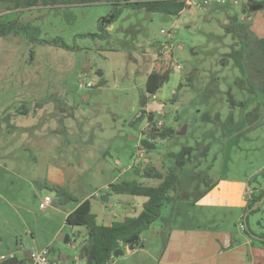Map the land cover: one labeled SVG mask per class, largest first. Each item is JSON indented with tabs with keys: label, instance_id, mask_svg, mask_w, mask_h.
I'll return each instance as SVG.
<instances>
[{
	"label": "rangeland",
	"instance_id": "1",
	"mask_svg": "<svg viewBox=\"0 0 264 264\" xmlns=\"http://www.w3.org/2000/svg\"><path fill=\"white\" fill-rule=\"evenodd\" d=\"M33 1H36L33 7L16 8L19 0H0V14H3L0 18L32 23L40 31L37 39H62L73 50L21 39L9 77L2 85L0 122L12 118L14 125L21 127L20 135H30L36 128L50 139L39 146L40 150L31 147L25 150L24 141L19 138L14 143L19 160H2L11 166L15 163L23 177L36 182L46 178L49 163L63 167L67 190L80 199L92 194L106 195L109 185L133 180L137 167L144 169L149 164L158 169L176 167L179 188L174 194L175 201L163 210L162 217L171 216L178 209L181 215L190 213L205 218L218 215L224 217L223 227L233 226L228 212H201L197 202L207 187L215 189L222 179L240 180L260 194L264 191V96L251 94L237 85L242 77L234 58L238 46L234 36L225 30L231 17L244 16L243 8L248 0H240L242 7L231 2L226 5L215 2L210 9L186 10L179 17L125 8L109 28L108 40L86 35L99 33L101 18L109 16L121 0H93L86 4L77 0L67 4L61 0ZM175 24L178 26L173 40L176 63L170 69L168 82L158 91V101L152 103L148 99L147 105L155 110V121L173 129L175 136L152 139L147 136L148 114L138 120L142 114L140 99L148 97L146 82L155 57V53H150L151 45L168 42L169 38L161 31H169ZM177 64L180 70L175 69ZM85 76L93 88H79V81ZM158 109L163 110L162 115L157 113ZM252 112H258L260 120L249 122L245 114ZM4 127L9 128L7 124ZM22 127L27 129L24 134L20 133ZM185 127L186 134L178 136ZM143 139L154 148H143L140 144ZM11 146L5 144L4 150ZM1 176L8 188L10 174L2 172ZM139 181L148 186L159 183L143 178ZM16 182L20 184L21 194L26 193L20 202L24 201L39 214V222L34 223L53 228L55 221L47 223L41 219L40 200L33 193L27 195L25 189L29 186L25 188L22 179ZM37 189L53 202L59 201L54 192ZM91 199L115 212L122 209L121 199L137 204L139 211L145 201L128 195H112L111 201L104 204L98 196ZM248 210L246 204L239 225L246 226L244 216ZM128 213L136 214L132 209ZM162 219L154 226L158 228ZM247 226L246 232L264 235V204L249 214ZM26 231L17 213L8 204L0 203L3 260L24 258V248L32 242ZM64 231L72 237V243L57 242L50 252L51 261L84 264L80 259L82 239L76 238L84 229L67 226ZM41 237L39 243L44 245L47 236ZM144 237L147 238L146 234ZM159 243L156 240L151 247L156 249ZM142 251L139 248L131 255L125 252L112 264H153ZM62 256L68 259L63 261Z\"/></svg>",
	"mask_w": 264,
	"mask_h": 264
},
{
	"label": "crops",
	"instance_id": "2",
	"mask_svg": "<svg viewBox=\"0 0 264 264\" xmlns=\"http://www.w3.org/2000/svg\"><path fill=\"white\" fill-rule=\"evenodd\" d=\"M262 2L263 0L260 2L248 0L244 7L249 9L251 6L262 5ZM239 7H242L241 2ZM241 19L243 21H250L251 31L259 38H264L263 5L258 11H253V14L244 15ZM22 40L20 37L15 36L0 38V94L3 90L2 85L9 77L12 63L16 55V49L19 47ZM156 45L157 43L151 45L150 53L156 52ZM2 109L3 103L0 100V119L3 118L1 117ZM13 122L14 119L12 118L5 120L3 123L0 122V203L8 204L12 211L17 213L22 224L27 227L26 233L30 235L32 242L30 247L24 248V253L32 251L33 249L37 252H40V250L37 249H49L51 252L54 246H56V243L61 242L59 237H61L62 234L65 235L66 232L64 229L68 226L66 224V219L77 208L78 204L71 203V207L68 205L63 206L59 201L56 200L53 202L48 195L38 192V187L45 189L43 188L44 184L68 189L65 182V168L49 163L45 174L46 178H42L44 180L39 179L38 182H36V179L32 180L31 178L23 177V173L14 167L15 163L11 166L10 164L7 165V162L5 163V161L2 160L6 158H11L13 159L12 161H14V158H16L17 161L19 160L18 149L14 146V143L19 140V138L20 141H24L22 147L25 150H28L30 147L40 150L39 146L45 144L50 139L49 135H42L41 132H37L39 129L36 128H34L33 133L26 135L24 133L27 132V129L22 127L23 132L20 133L24 135H20L18 131L21 130V127L18 125L15 126ZM5 124L9 126L8 129H5ZM5 144H11L12 146L9 150H4ZM14 152L16 154H14ZM2 172L3 174L6 172L11 176L8 182V188H6L5 183H3L4 178L1 176ZM17 179H22L25 188L29 186L30 189H25L27 195L33 193L37 200H40L39 209L41 211V219L47 223L55 221L53 228L49 226L48 228L44 226L39 227L34 223L35 221L39 222V218L37 219L39 214L33 211L32 208L27 207L24 201L20 202V198L22 195H26V193L24 192L21 194L22 189H20V184H17ZM5 189L8 190L5 191ZM247 189H249L248 185L240 180L222 179L215 189H213V187H207L203 196L197 202L199 203L198 206L202 208L201 212L209 210H211V212H228L231 216L230 221L233 226L226 225L223 227L221 222L224 217L218 215L207 218L196 216L195 214L191 215L190 213L181 215L177 213V209L171 216H161V218H163V221H161L162 224L158 228L153 225L151 229L145 233L147 238L144 237V234L142 235V244L139 248L143 249L142 252L146 255V258L152 260L153 264H264V247L256 244L252 238L245 235L244 232L240 230L239 223L241 222L240 219L243 208L246 204L249 205V203H251V201L247 202L245 200ZM94 196H98V200H101V194L100 197L98 194H92L91 197ZM91 197L87 196L86 198L78 199L81 201H91L92 211L97 216L99 224L109 226L113 222L122 221L126 216L131 215V213H128L130 209L134 210L136 214L139 212L137 204H131L130 201L125 199L120 200L122 209L119 210V212H115L113 209L109 210V207L99 206L98 202L92 200ZM45 198H50L52 200V205L43 210L40 208V205ZM110 201L111 196H109V202ZM57 203H59V206ZM102 203L104 204L105 202L102 201ZM94 208H96V211H94ZM72 228L73 227H71V229ZM80 233L83 243L85 232ZM41 235L47 236L44 245L39 243L38 238L41 237ZM71 239L72 237L70 236V240ZM156 240H159L160 243L158 248L153 249L151 244ZM139 248L135 250L126 248L124 253L126 252L127 255H131L139 250ZM149 252L152 253L149 254ZM67 259L66 256L61 257L63 261ZM83 262L85 264V261ZM113 262L114 261H112V263Z\"/></svg>",
	"mask_w": 264,
	"mask_h": 264
},
{
	"label": "trees",
	"instance_id": "3",
	"mask_svg": "<svg viewBox=\"0 0 264 264\" xmlns=\"http://www.w3.org/2000/svg\"><path fill=\"white\" fill-rule=\"evenodd\" d=\"M63 4H67L70 0H61ZM81 4L91 3L93 0H77ZM78 2V3H79ZM46 3V2H45ZM258 4V3H255ZM264 6V1L261 3ZM26 5L28 8L36 5L33 0H19L16 8ZM125 8L145 9L148 12H158L173 17H179L186 9L185 4L179 0H121L115 5L114 11L107 17L101 18L99 24V33L86 35L92 39H110L109 28L121 17L122 10ZM244 9V15H249L253 11L247 7ZM227 33L234 36L238 46V52L235 60L240 68L242 77L237 81V85L245 91L255 95L264 96V38H259L251 31V22L243 21L239 16L231 17L225 26ZM39 29L32 23H22L20 20L4 21L0 18V38L8 36L20 37L27 42H36L41 45H51L65 50H73L62 39L56 40H39L37 34ZM170 70L164 73L152 72L147 77L146 91L148 97L140 99V108L142 114L138 120H142L148 105L149 95L157 94L158 91L168 82ZM183 85H180L179 90ZM176 101V95L173 98ZM245 108V104L241 103ZM249 122L260 120L258 112L246 113ZM148 131L147 136L152 139L161 138L163 140L175 136V131L171 128L155 129V114H148ZM135 178L133 180H125L116 182L108 187L107 194L109 196H133L144 198L142 210L137 214L126 216L122 221L113 222L106 226L99 224L97 216L92 211V203L90 200L81 201L66 188L44 184L43 188L54 192L59 198L61 205L70 203L78 204L77 208L67 217L66 224L73 228H83L85 236L81 244L80 259L85 264H109L111 255L116 251L135 250L142 244V235L148 232L151 227L158 221L163 210L175 201L174 194L179 188V174L176 167L167 169H158L153 165H147L144 169L137 167L134 171ZM143 178L148 181L157 180L159 183L154 186H148L139 181ZM211 188V187H210ZM209 191V190H207ZM264 195V191L249 203L248 208L251 209ZM254 212V211H253ZM253 212H250L253 213ZM246 214V213H245ZM245 217V216H244ZM249 217V216H248ZM247 217V220H248ZM247 224V223H246ZM245 224V225H246ZM248 228V226L246 227ZM250 238L252 232L243 231ZM79 232L76 238H80ZM259 237L264 238V235ZM252 240L264 247L263 241ZM72 243V239L70 243ZM27 264V260H21L15 257L3 260L0 264Z\"/></svg>",
	"mask_w": 264,
	"mask_h": 264
},
{
	"label": "built area",
	"instance_id": "4",
	"mask_svg": "<svg viewBox=\"0 0 264 264\" xmlns=\"http://www.w3.org/2000/svg\"><path fill=\"white\" fill-rule=\"evenodd\" d=\"M182 3L185 4V11L190 10V9H196V10H204V9H210L213 7L215 2H219L221 5H226L228 2H231L234 5H240V0H179ZM177 28L178 26L175 24L174 27H172L171 30L166 31L162 30L161 34L165 35L169 38L168 42L165 43H157L156 45V52H155V57H154V63H153V70L152 72L156 73H164L172 68H174V64L176 63L174 60L173 56V50H174V44L173 40L175 35L177 34ZM175 69L180 70L181 67L177 64L175 66ZM151 72V73H152ZM88 76H85L83 80L79 81V88L84 89V88H93V84L91 82H86V79ZM158 101V93L149 95V102L156 103ZM162 109H158L157 113L162 115ZM148 114H155V110L151 109L147 106V111ZM155 129H163L164 124L162 121H157L155 122L154 126ZM258 191H254L252 189H247L245 193V200L247 202L252 201L251 199L254 197L255 194H257ZM52 205V200L50 198H45L40 205V208L45 210ZM240 230L244 231L245 226L243 223L240 224ZM32 252V258L35 262V264H62L58 262L51 261L50 259V251L49 249H44L40 252L35 251L34 249L31 251ZM115 255H111V261L109 264L114 261ZM6 260V259H5ZM3 261V259L0 256V262ZM28 264V263H27ZM75 264H79L77 261Z\"/></svg>",
	"mask_w": 264,
	"mask_h": 264
},
{
	"label": "water",
	"instance_id": "5",
	"mask_svg": "<svg viewBox=\"0 0 264 264\" xmlns=\"http://www.w3.org/2000/svg\"><path fill=\"white\" fill-rule=\"evenodd\" d=\"M261 8H262V5H257V6H251V7L249 8V10L256 12V11H258V10L261 9ZM185 134H186V127H185L182 131H180V132L178 133V136L185 135ZM140 144H141V146H142L143 148H145V149H151V148H154V147H151V144H150V142H149L147 139H143V140H141V141H140ZM101 200L104 201L105 203H108V202H109V196H108V195H102V196H101ZM57 204H58V206H59V203H57ZM263 204H264V195H263V197H262L257 203H255V204L253 205V207H252L251 209H249V210L247 211V213L245 214V217H244L245 224L247 223V217L249 216L250 212H253V211L258 210L260 207L263 206ZM246 227H247V224H246ZM250 235H251V237H252L253 239L258 240V241H263V242H264V238L259 237V236L255 235V234H253V233L250 234ZM59 240H60L61 242H63L64 244H69V243H70V236H69V235H61V237H59ZM124 254H125V253H124L123 250H119V251H116L114 255H115V258H119V257H121V256H124ZM24 258L27 260V263H28V264H35V262H34V260H33V258H32V252H31V251H27L26 253H24Z\"/></svg>",
	"mask_w": 264,
	"mask_h": 264
},
{
	"label": "flooded vegetation",
	"instance_id": "6",
	"mask_svg": "<svg viewBox=\"0 0 264 264\" xmlns=\"http://www.w3.org/2000/svg\"><path fill=\"white\" fill-rule=\"evenodd\" d=\"M259 195H260V193L255 194L254 197H253L252 199L254 200V199L257 198ZM252 199H251V200H252Z\"/></svg>",
	"mask_w": 264,
	"mask_h": 264
}]
</instances>
